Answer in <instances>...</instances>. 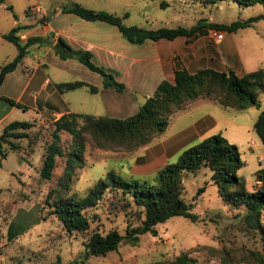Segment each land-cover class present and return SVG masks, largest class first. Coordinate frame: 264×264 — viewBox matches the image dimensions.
<instances>
[{"label":"trees","instance_id":"obj_1","mask_svg":"<svg viewBox=\"0 0 264 264\" xmlns=\"http://www.w3.org/2000/svg\"><path fill=\"white\" fill-rule=\"evenodd\" d=\"M183 1L205 5L217 0ZM235 1L242 4L264 3V0ZM165 4L166 1H159V5ZM60 10L72 11L85 19H101L113 23L131 42H139L144 38L170 39L177 35H183L187 39L188 36L205 33L208 27L234 31L257 18H264L263 13H258L243 20L235 19L224 23L206 21L201 17L190 26L178 24L148 28L124 23L125 13L118 15L75 1L61 5ZM18 27L15 24L1 33L2 37L15 44L16 53L0 65V82L5 72L14 68L26 53L29 44L37 40L34 36H28L20 41L15 33ZM54 48L59 58L75 57L88 69L98 72L104 87L117 90L123 88V83L114 79L115 71L94 63L90 51L72 47L61 37H57ZM61 84L73 87L84 82L76 80ZM259 92L264 93V65L242 74H237L231 68L218 70L205 66L189 71L183 65H178L173 68L172 81L161 79L133 112L123 116L67 110L53 119L40 117L37 120L13 119L5 122L0 131V159L8 150L30 156L40 134L44 136V144L39 154V177L51 179L57 157L63 159L61 171L56 175L54 183L47 187L43 199L38 200L40 216L50 217L57 222L55 232L50 234L52 242H60L64 234L75 236L73 238L80 236L84 251L82 257L65 262L60 261L57 256L53 264L83 263L87 255H100L116 249L122 239L136 242L139 234L146 231L155 233L156 223L175 214L192 221L200 219L192 206L204 184L195 189L190 200H185L182 193L184 175L195 172L202 165L209 169V180L221 201L227 205V211L214 213V218L230 217L233 212L231 216L236 218V229L249 238L250 242L225 243L220 246L194 245L143 264H201L190 254L195 248H205L217 255L219 264H264V221L261 215L264 209V189L245 187L244 178L237 173V169L243 164L239 149L220 132L208 134L186 146L174 160L158 167L149 179L131 176L123 178L109 168L95 179L84 195L75 196L66 192L74 169L83 164L87 146L131 153L158 136L166 127L171 114L195 99L207 98L223 107L243 109L251 105L259 106ZM3 98L11 104L22 106L10 97ZM38 123L39 126L30 133L29 130ZM252 129L264 146V101L252 121ZM23 139L27 146L23 145ZM44 204L48 207L45 208ZM6 216L7 214L1 215L0 220L5 221Z\"/></svg>","mask_w":264,"mask_h":264},{"label":"rangeland","instance_id":"obj_2","mask_svg":"<svg viewBox=\"0 0 264 264\" xmlns=\"http://www.w3.org/2000/svg\"><path fill=\"white\" fill-rule=\"evenodd\" d=\"M61 1L69 2V0ZM61 1L59 0L58 3H61ZM159 1L123 0L122 6L129 12V17L127 19L123 18V22L155 28L157 26H175L178 24L190 26L201 17L206 19V21L227 23L235 19L243 20L258 13L264 14V3L260 2L242 4L235 0H217L214 3L201 5L191 1L164 0L167 4L161 6L159 5ZM27 2L32 3V5L36 4L34 0H0V65L8 61L16 53L15 44L2 37L1 32L9 30L14 18L20 21L25 16L32 15L25 10ZM38 2L43 5L46 4V0H39ZM142 13L148 15L146 21L142 17ZM203 38L212 39L206 32ZM222 43H230L238 50L241 66L244 69L249 70L257 66H263L264 18H257L249 25L239 27L234 31H224ZM53 51L55 52V50ZM48 58H51L50 54ZM73 59V62L76 64H71L70 71L76 73L78 78H83L85 73H90L86 66L75 58ZM34 65H36V59H31L25 55L23 60H20V65L15 68L14 74H10V78L1 87L0 92L6 94V97L15 98L18 95L21 96L20 104L26 102V105L15 106L7 115L6 121L13 119L37 120L42 116L45 117L46 115L50 116L55 114L54 111H43L37 108L36 104H32V101L29 100L30 98L27 95V90L31 87H28L22 94L20 93L21 95L19 94V90L26 78L35 70H33ZM30 83L33 85V80ZM36 87L37 85L34 84L33 88L35 89ZM77 93L78 95L80 93L82 95L84 89L80 88ZM101 98L103 99V103L107 102V104L103 105V109L99 111L102 114L123 116L133 111L134 104L130 105L131 97L124 91L110 87L106 94L104 92L101 95ZM138 98L140 99L139 95ZM257 99L259 100V106L251 105L243 109L221 106V112L230 115L234 120L230 124H226L222 120V123H224L223 126L225 127L222 129V135L224 134L223 136H227L228 138H232L235 135V138L241 142V151H245V154L247 152L245 149L249 136L256 135L252 129V121L264 101V93L259 92ZM199 112L200 109L197 106H189L188 109H183L182 112H179L181 116L173 128L177 129L188 123ZM37 126H39V123L29 130L30 133ZM43 138L44 136L40 134L33 153L28 157L23 156L21 152L16 150H8L5 156L0 159V198H2L0 216L7 214L5 221L0 220V230L4 232H21L20 236L12 237L3 247H11L12 250L13 247L18 249L16 247L18 245L31 248V250L28 249L23 252L18 251L14 254V257L7 260L9 264H27L28 262L33 264L35 261H37L36 264L38 262H40L39 264H48L49 261L53 264L57 256L60 261L65 262L71 259L72 255H76V258H80L83 255L84 248L80 243L82 238L80 236L73 238L75 236L71 237L69 234H64V238L58 244H55V248H52L53 245H49L47 248L41 249V247L51 242L50 234L53 231L55 232L58 225L50 217L43 218L40 216V204L38 200L39 198L41 200L43 199L47 187L54 183L55 177L61 171L63 165V159L58 156L51 179L39 177V154L44 144ZM21 141H24L22 142L24 145L25 139ZM126 154L130 153L118 149L91 148L87 146L83 154V164L74 169L72 180L66 190L67 194H73L75 196L84 195L95 179L103 175L105 170L109 168L114 169L123 178H129L130 175L125 173L126 158H123ZM261 166H264V160L259 163L254 155H250L237 169V173L239 175L249 176L259 168L256 171L258 172L257 176L264 181V167L261 169ZM151 176L152 174L137 178L149 179ZM183 181L184 191L182 195L185 200H190L195 189L204 184L203 190L194 199L192 210L203 212L204 210L208 211L211 207L224 209V204L216 193L214 186H209L208 184L209 169L206 166L202 165L195 172H189L184 175ZM22 183L26 185L23 188ZM22 190L28 194V197H18ZM14 198L15 205L11 202ZM44 206L45 208L48 207L46 204ZM46 210H44L45 213H47ZM231 214L230 217H222L221 219L214 218L213 222L204 216L192 221L183 215L175 214L169 216L162 222L156 223L154 225L155 233L149 231L143 232L136 242L122 239L119 241L117 248L110 253L113 256L136 254L154 245L157 246L161 242L163 245L153 249L149 254L139 255L138 262L143 264L148 260L172 255L180 249L194 245L214 244L220 246L225 243H249V238L236 229L234 225L236 218L232 217ZM190 254L196 257L201 264H219L218 256L211 254L205 248H195ZM41 255H43L42 260L38 261L36 258H41Z\"/></svg>","mask_w":264,"mask_h":264},{"label":"crops","instance_id":"obj_3","mask_svg":"<svg viewBox=\"0 0 264 264\" xmlns=\"http://www.w3.org/2000/svg\"><path fill=\"white\" fill-rule=\"evenodd\" d=\"M38 1L34 0L35 5L27 2L25 10L32 15L25 16L20 21L14 18L11 26L15 24L19 26L15 33L20 41L28 36L37 38L29 44L26 53L21 57L22 60L25 55L31 59H36V65L33 66V70H35L29 74L20 88L19 94L31 87L27 90V95L32 104H36L37 108L43 111H54L55 113L50 116L46 115V118L53 119L67 110L102 114L99 111L103 109V105L107 102L103 103L101 95L104 92L106 94L108 88H110L103 86L102 77L96 71L89 69L90 73H85L83 78H78L76 73L70 71L71 64H76L73 62L75 57L62 59L56 55L53 48L57 37H61L72 47L90 51L94 63L113 69L115 71L113 73L114 79L124 85L120 91L126 92L131 97L130 105L134 104L133 111L143 98L151 93L161 79L172 81L175 66L183 65L189 71L205 66L218 70L231 68L237 74L248 71L241 66L238 50L230 43H222L223 32L226 30H222V37L218 41L210 38L205 39L203 38L204 33H202L193 37L188 36L187 39L183 35H177L170 39L164 37L157 39L144 38L139 42H131L123 36L113 23L101 19H85L72 11L60 10L61 5L75 1L93 9H106L118 15L125 13L126 15L123 18L127 19L129 12L122 6L123 0H69V2L60 0L61 3H58L59 0H46L45 5L40 4ZM147 16L146 13H142L145 21ZM49 54L51 58H48ZM20 60L12 70L4 74L0 89L10 78V74H14L15 68L20 65ZM32 80L37 85L35 89L33 88L34 84L31 85L30 83ZM76 80H81L84 84L73 87H66L61 84ZM80 88L84 89L82 95L77 93ZM3 97H6V94L0 92V131L2 125L10 121L5 119L16 106ZM20 97L17 95L15 98H10L21 102ZM22 104L26 105V102H22ZM189 106H197L200 112L188 123L174 129L173 126L181 116L179 112L188 109ZM222 120L226 124L234 122L233 117L221 112L220 104L207 98H198L191 101L186 107L171 114L166 127L158 136L132 153L124 155L123 158H126L125 173L136 178L153 174L165 162L174 160L186 146L208 134L214 132L222 134V129L225 128ZM225 137L237 145L243 162L250 155H254L259 163L264 160V146L257 135L249 136L245 149L246 154L245 151H241V142L235 138V135L232 138ZM256 171L249 176L241 175L247 189L257 187L264 189V181L261 179L260 184L256 185L254 183V180L259 178ZM208 184L209 186L213 185L210 180ZM25 186V183H22V188ZM27 195L22 190L18 197L23 198ZM1 199L0 208L2 206ZM11 202L15 205V198ZM226 209L227 205L224 204V209L211 207L208 211L197 212L200 217L204 216L213 222V214L226 212ZM261 215L264 221V209ZM3 232L0 230V264H9L7 260L14 257V254L18 251L31 250L29 247L19 245L16 246L18 249L15 247H13V250L11 247L4 248L3 246L12 237L20 236L21 232ZM55 244H58V241L52 242L51 240L49 244L47 243L41 249L47 248L49 245H53L52 248H55ZM162 245L160 242L157 246L154 245L136 254H125L123 256H113L110 252L115 249H112L100 255H87L83 263L78 264H141V262H138L139 255L149 254L153 249ZM42 256L36 259L41 261ZM76 257V255H72V258ZM36 263L37 261L33 264ZM27 264L31 263L28 262ZM48 264H52V262L49 261Z\"/></svg>","mask_w":264,"mask_h":264},{"label":"built area","instance_id":"obj_4","mask_svg":"<svg viewBox=\"0 0 264 264\" xmlns=\"http://www.w3.org/2000/svg\"><path fill=\"white\" fill-rule=\"evenodd\" d=\"M206 34H207L209 37H211L213 40L218 41V40L222 37V30H218V29H216V28H214V27H208V28L206 29ZM254 183H255L256 185L260 184V183H261L260 178H256V179L254 180Z\"/></svg>","mask_w":264,"mask_h":264},{"label":"water","instance_id":"obj_5","mask_svg":"<svg viewBox=\"0 0 264 264\" xmlns=\"http://www.w3.org/2000/svg\"><path fill=\"white\" fill-rule=\"evenodd\" d=\"M51 33V32H50Z\"/></svg>","mask_w":264,"mask_h":264}]
</instances>
